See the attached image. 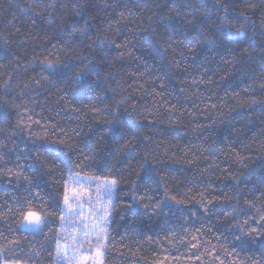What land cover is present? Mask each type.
I'll list each match as a JSON object with an SVG mask.
<instances>
[{
  "label": "trees",
  "instance_id": "16d2710c",
  "mask_svg": "<svg viewBox=\"0 0 264 264\" xmlns=\"http://www.w3.org/2000/svg\"><path fill=\"white\" fill-rule=\"evenodd\" d=\"M260 3L0 0V264H57L55 252L50 256L41 244L56 249L59 224L53 225L58 240L47 231L41 238L18 231L9 213L28 195L27 188L38 186L32 191L51 201L68 182L66 168L51 176L37 171L34 144L61 138L89 152L110 126L114 136L122 129L134 133L133 145L117 152L112 169L72 173L120 178L105 264H248L264 254V237L234 248L224 227L230 220L231 228L243 227L264 210V161L244 168L238 163L240 156L259 157L264 150ZM217 17L227 24L223 30ZM169 22L178 28L171 36L164 28ZM197 28L211 38L201 39ZM74 29L83 31L69 35ZM229 29L251 53L244 61L232 51L237 44L226 35ZM82 66L84 75L77 77ZM253 72L255 81L249 78ZM109 109L122 126L105 123L112 119ZM112 139L109 147L115 151ZM137 184L156 199L167 194L169 203L176 196L183 204L145 214L131 200V186ZM17 245L15 253L9 251Z\"/></svg>",
  "mask_w": 264,
  "mask_h": 264
},
{
  "label": "snow or ice",
  "instance_id": "6c2138e0",
  "mask_svg": "<svg viewBox=\"0 0 264 264\" xmlns=\"http://www.w3.org/2000/svg\"><path fill=\"white\" fill-rule=\"evenodd\" d=\"M19 8L20 6L17 5ZM50 7L55 8V4L50 5ZM184 7L189 8V5H184ZM251 7L255 8L256 5L253 4ZM260 7L264 9V0H261ZM176 8V4H173V9ZM23 11V9H20ZM194 16V12L192 13ZM205 15H207V10H205ZM217 20L221 23V29L227 27L225 21L217 17ZM154 23L156 21H153ZM195 24V21H191ZM14 26V25H13ZM165 31L171 36L174 32L178 31V28L172 23L164 24ZM19 31V29H17ZM75 31H80L82 29H74L69 32V35H73ZM209 32H213V29L209 28ZM197 35L201 39H210L209 36H204L201 29L197 28ZM226 35L230 40L237 44V47L232 49L234 52H239V60L244 61L245 55H251L248 53V49L245 47V41H243L238 34H233L229 29ZM264 35V33H262ZM110 44L115 43L113 41H108ZM7 43V41H5ZM103 43V41H101ZM2 47V45H0ZM116 48H120L119 43H115ZM9 59H11V54H9ZM264 59V57H262ZM45 67L51 69L53 72H58L59 67L53 63L45 62ZM82 66L81 72L77 73V77L84 75V68ZM249 78L255 81L257 79L256 74L250 73ZM264 81V65L261 68V76L259 77ZM10 84H6L5 88H10ZM248 87H255V85H248ZM261 92H264V83L260 84ZM257 101L254 99L252 101L255 104ZM260 103L264 104V100ZM108 114L112 116L111 120H106L105 123L108 125H123V121L119 120V116L108 110ZM264 135V133H262ZM109 136H112V143L117 145L115 151L109 147ZM135 139L134 133H129L122 129V134L118 136L113 135V127H108L107 129L100 132L97 137L95 147H91L89 152H84L82 148H79L72 144L70 141H66L61 138H57L52 141H47L44 144H34L33 151L35 156L31 157L33 165L39 164L38 172H46L47 175L51 176L54 171H63V169H68L69 177L68 179L74 182L69 185L67 180L64 181L62 189L59 192L58 198L46 201L40 192L37 190L32 191V187L38 186L33 185L26 189L28 195L23 198H18L15 202L14 207L9 208V213L13 220L18 221L19 228L18 231H31L32 233H39L41 238H45V233L52 232L53 239L58 240L57 233L53 228V225L59 224L60 231L65 230L67 223H71L73 229L77 232H82L80 237H71L72 243V255H68V246H65V250L61 251L59 244L57 243L56 249H52L47 244H41V250H46L51 256L55 252V260L57 264H105L107 256V242L109 241L108 225L110 220L108 217L111 216V211L115 208L112 203V195L118 184L120 183V178L112 175L105 178L103 182L99 180H93L89 184H85L83 180L74 178L72 173L75 172L76 168H81L83 171L86 168L95 167L97 172L103 173L104 169L114 168L111 161L116 157L117 152L121 149H128L133 145ZM3 145H0V149ZM76 153H80V157L76 160H72L71 157ZM259 159L264 161V150H262L261 155L257 157L255 153L253 155L240 156L238 163L242 168L248 167L250 164L255 163V160ZM145 163L147 159L145 158ZM118 166V164L116 165ZM17 167H20L19 161H17ZM147 172L153 171V169L146 170ZM79 174H77L78 177ZM238 183H243L237 177ZM91 183L96 184L95 194L91 191ZM132 202L136 203L138 206L143 207L145 214L148 212H159L165 207L169 211L172 210L173 205L181 206L183 201L176 196L171 197V202L169 203V198L165 194L164 199H156L154 195L150 196L148 193L141 192L139 185L131 186ZM237 199H239L243 194L237 188ZM264 195V193H262ZM250 206L255 208L256 201L249 197ZM105 204L108 207H105ZM87 205V210L85 206ZM202 208L205 212H210L211 209L207 207L206 203L202 201ZM178 210H182L178 207ZM87 211V214H85ZM107 214V215H105ZM235 219V217H233ZM232 221H228L224 227L227 228L228 232L231 234L233 244L232 247L243 249L249 246L252 242L256 241L258 236L264 237V210H261L259 218L253 217L252 221L249 223L247 220L244 221L243 227L239 223L235 225V229L231 228L230 225ZM21 246L17 245L16 248L9 249V251L15 253L17 249ZM37 251V250H34ZM3 254V249H0V255ZM219 256V253H217ZM20 258L17 257V260ZM31 259V257H29ZM248 264H264V254H262L258 259H250Z\"/></svg>",
  "mask_w": 264,
  "mask_h": 264
},
{
  "label": "rangeland",
  "instance_id": "374dc122",
  "mask_svg": "<svg viewBox=\"0 0 264 264\" xmlns=\"http://www.w3.org/2000/svg\"><path fill=\"white\" fill-rule=\"evenodd\" d=\"M77 174L78 173H75V174H72V176L74 178H78L80 180H83V182L87 185L89 184L91 181L93 180H99L101 181V183L103 182V180L105 178H100V177H96V176H91V175H83V174H79L78 177H77ZM74 181L71 180V179H68V183L69 185H71ZM91 191L93 192V194H95V191H96V184L95 183H91ZM115 194H116V189L115 191L113 192V195H112V203L114 204V200H115ZM105 207H108L107 204H105ZM86 210H87V205L85 206ZM112 213V211H111ZM87 214V211L86 213ZM107 215V214H105ZM109 220H111V216L108 217ZM109 229H110V223L108 225V233H109ZM28 232H31L30 230ZM80 237L82 236V232H77L73 229V226L72 224L69 222L66 224L65 226V230L63 232H61V238H60V242L58 243L59 244V247H60V250L61 251H64L65 250V246L67 245L68 248V255H72V239L71 237ZM57 262V261H56Z\"/></svg>",
  "mask_w": 264,
  "mask_h": 264
}]
</instances>
